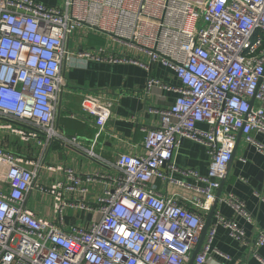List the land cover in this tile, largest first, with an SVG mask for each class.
<instances>
[{
  "label": "built area",
  "instance_id": "obj_1",
  "mask_svg": "<svg viewBox=\"0 0 264 264\" xmlns=\"http://www.w3.org/2000/svg\"><path fill=\"white\" fill-rule=\"evenodd\" d=\"M85 28L134 46L147 53L151 62L172 69L177 84L149 77L147 87L172 90L176 97L167 108L150 109L159 115L158 126L144 130L140 151L118 155L111 164L115 173L101 176L104 189L93 202L66 200L63 192H85L81 182L94 175L82 177L71 168L57 166L71 184L39 185L41 161L0 149V160L7 164L6 188L0 189V264H188L205 223L196 208L210 210L226 176L236 136L241 132L247 143L264 153L252 136V132L264 134L260 34H264V0H65L63 6L0 0V129L21 141L34 140L38 145L58 141L89 158H99L94 146L104 132L100 109L84 106L94 115L92 140L63 134L56 121L61 68L70 54L66 42L74 31ZM76 52L111 62L128 60L103 48ZM68 116L77 118L73 113ZM199 123L206 128L198 127ZM185 138L205 146L206 174L179 168L174 162ZM174 173L201 183L194 188L203 199L159 194L157 180L188 186ZM33 187L52 196L58 221L37 218L27 207ZM220 199L251 221L234 195ZM66 207L96 211L97 217L87 228L65 225ZM217 224L246 242L233 220L217 215L192 264H210L212 254L226 256L212 247ZM250 245H264V231Z\"/></svg>",
  "mask_w": 264,
  "mask_h": 264
},
{
  "label": "crops",
  "instance_id": "obj_2",
  "mask_svg": "<svg viewBox=\"0 0 264 264\" xmlns=\"http://www.w3.org/2000/svg\"><path fill=\"white\" fill-rule=\"evenodd\" d=\"M35 1L48 6H63L65 0ZM260 34L263 37L262 48L264 49V34L262 32ZM67 43L70 54L64 59L61 68L63 83L57 93L56 121L63 134L92 140L96 132L91 125L94 115L86 112L84 106L100 109L105 116V121L104 132L96 137L94 146V151L99 158H89L77 149L58 141H50L43 145H38L34 140L21 141L4 129H0V149L41 161L43 165L37 169L36 176V183L39 185L50 186L55 182L71 184L66 179L64 170L58 169L57 166L71 168L82 177L94 175V179L81 182L87 189L85 192H63L66 200L82 198L87 202H93L104 189L105 184L101 176L115 173L111 164L118 155L140 151L141 142L145 136L144 130L158 126L159 115L151 112L150 109L167 108L176 97V92L172 90L148 88V78L154 77L171 84H177L178 80L172 69L158 61L151 62L147 53L114 40L98 30L90 28L76 30L68 37ZM98 48H103L107 53L125 56L128 60L111 62L104 58H87L76 52L80 49L92 51ZM68 113L76 114L77 118L69 117ZM198 127L206 128V125L199 123ZM252 136L264 147L263 133L252 132ZM174 162L179 168L194 169L204 175L208 170L209 157L205 146L185 138L180 141L175 151ZM6 168V162L0 160L1 190L6 188L3 181ZM174 178L183 180L188 186H178L157 180V192L164 196L178 195L185 200L203 199V194L194 188L201 183L192 177L178 173H174ZM224 194H232L240 200L246 212L250 214L251 221L235 214L233 208L220 199ZM26 200L27 207L37 218L58 221L53 198L49 193L33 187L28 192ZM185 202L191 206L189 201ZM214 204L209 226L216 223L217 215L231 219L242 230L246 242L232 236L229 228L217 224L212 247L226 256L212 254L209 257V263L264 264V245L256 247L250 245L257 234L264 231V153L247 143L242 134L236 136L233 157L228 164L226 176L222 180L217 202ZM199 209L196 208L205 222L211 208L208 211ZM96 217V211L66 207L62 214V223L78 224L87 228Z\"/></svg>",
  "mask_w": 264,
  "mask_h": 264
},
{
  "label": "water",
  "instance_id": "obj_3",
  "mask_svg": "<svg viewBox=\"0 0 264 264\" xmlns=\"http://www.w3.org/2000/svg\"><path fill=\"white\" fill-rule=\"evenodd\" d=\"M251 104H252V101H250V105H251ZM239 135H241V132H239ZM232 157H233V153H232ZM232 157H231V159H232ZM229 162H230V161H229ZM229 162H228V164H229ZM228 164H227V168H228ZM227 168H226V173H227ZM221 188H222V181H221L220 187L218 188V190H217V192H216V194H215L214 203L217 202V199H218V196H219V194H220ZM214 203L212 204L211 210H210V212H209V214H208V217H207V219H206V221H205V223H204V226H203V228H202L201 236H200V241H199L198 245L196 246L195 250L192 252V254H191V258H190V261L188 262V264H192L195 255H196L197 252L199 251L200 245H201V243H202V241H203L204 235H205L206 230H207V228H208V226H209V223H210V219H211V217H212V215H213V212H214V205H215Z\"/></svg>",
  "mask_w": 264,
  "mask_h": 264
}]
</instances>
